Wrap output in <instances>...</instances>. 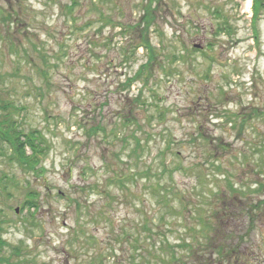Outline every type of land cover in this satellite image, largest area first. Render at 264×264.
<instances>
[{"label":"rangeland","instance_id":"1","mask_svg":"<svg viewBox=\"0 0 264 264\" xmlns=\"http://www.w3.org/2000/svg\"><path fill=\"white\" fill-rule=\"evenodd\" d=\"M0 97V264H264V0H0Z\"/></svg>","mask_w":264,"mask_h":264},{"label":"trees","instance_id":"2","mask_svg":"<svg viewBox=\"0 0 264 264\" xmlns=\"http://www.w3.org/2000/svg\"><path fill=\"white\" fill-rule=\"evenodd\" d=\"M72 4H77V0H71ZM145 48H150V44L148 43V46H145ZM141 71L137 70L130 77V81L135 80L141 74ZM17 110L18 107L16 105L0 97V157L7 163H14L23 172L41 175L44 172L42 165L43 158L48 153V141L43 132L37 128L24 129L17 126L16 120L11 116V113ZM138 145L139 143H137ZM118 175L122 176L123 173L121 172ZM108 180H111V178H108ZM117 180L121 185L122 181L119 177H117ZM28 184L29 181L26 180L25 185ZM32 189V187L25 186V199L20 207H18L20 211L27 209L30 217H34V213L38 209L37 202L39 198L37 191ZM2 223L0 221V225ZM7 244V241L2 238L0 233V249ZM6 260L8 261V258Z\"/></svg>","mask_w":264,"mask_h":264},{"label":"water","instance_id":"3","mask_svg":"<svg viewBox=\"0 0 264 264\" xmlns=\"http://www.w3.org/2000/svg\"><path fill=\"white\" fill-rule=\"evenodd\" d=\"M15 211H16V212L18 211V207L15 208Z\"/></svg>","mask_w":264,"mask_h":264}]
</instances>
